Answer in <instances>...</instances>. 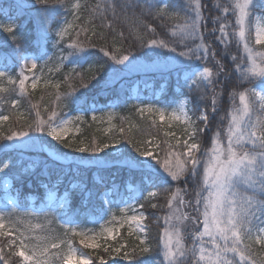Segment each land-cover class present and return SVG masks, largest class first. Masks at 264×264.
I'll return each instance as SVG.
<instances>
[{
    "label": "snow or ice",
    "instance_id": "obj_1",
    "mask_svg": "<svg viewBox=\"0 0 264 264\" xmlns=\"http://www.w3.org/2000/svg\"><path fill=\"white\" fill-rule=\"evenodd\" d=\"M17 7L0 19V264H264V0ZM157 74L177 106L135 96V133L96 115ZM31 178L38 208L8 194Z\"/></svg>",
    "mask_w": 264,
    "mask_h": 264
},
{
    "label": "trees",
    "instance_id": "obj_2",
    "mask_svg": "<svg viewBox=\"0 0 264 264\" xmlns=\"http://www.w3.org/2000/svg\"><path fill=\"white\" fill-rule=\"evenodd\" d=\"M90 2H93V0H90ZM171 3L174 5H179L183 2V0H170ZM214 3L215 0H212ZM15 0H0V19H6L8 15L12 16H19L20 10L18 9V4ZM29 11L26 9L25 14L22 17V22H27L28 23V28H31V20L30 16L27 14ZM214 15V11L211 13ZM172 21H169V25H172ZM7 34H0V43L4 42V38ZM50 47V46H49ZM264 51V49H261ZM135 79V78H134ZM148 84H151L152 86L148 89H145L143 92L140 93L141 96H145L148 93L153 96V93L155 90L159 89V85L164 82L165 78L159 74L154 75L150 78H147ZM174 74L171 75L170 77L167 78V84L169 87H165L164 90L159 94L158 98L156 101L159 102V104L165 105V106H174V103L181 99L182 97L178 94L177 91H174L173 89V84H174ZM134 83V82H133ZM132 83V84H133ZM131 84V85H132ZM130 85V88H131ZM129 88L128 95L131 96V89ZM45 90L43 89V86H38V89L33 95V100L34 102H40V97L43 94ZM49 93L54 91V89H47ZM52 97L51 96H45L44 97V102H48ZM143 98V97H142ZM127 97L125 96L124 93H109L108 95H98L97 96V106L99 108L103 109V112H96L97 116H105L106 113L108 112H114L116 114V119L112 121L114 125L119 126L120 123V118L124 117L127 118L129 123L125 124V127L128 128L130 125L133 128V133L136 132V125L139 124L141 127L144 126V122L140 120V118L135 114V109L133 105L139 103L138 100L135 99H127V103H125V100ZM196 102H200L198 100V97L196 99ZM109 105H113V107H110ZM70 110V109H69ZM91 113L88 114V120L91 121ZM6 126V125H5ZM110 127L107 123L102 124V125H93L91 129H88L87 126L82 128V133L89 138L95 136L97 138H104L105 137V132L104 129ZM153 132L156 130L153 129ZM111 133H109L110 135ZM162 134V133H161ZM146 139L147 137H143ZM55 143V142H53ZM16 154L12 153L11 158L15 159ZM0 159H6V157H0ZM15 172V170H13ZM127 178V173H121L119 174L116 179L117 182L119 183L121 179H126ZM10 194L13 196L17 195V193H22L23 198L33 207H39L40 204L43 202V198L46 196L47 192L46 190L40 186L39 181L36 180L35 178L28 179L25 182H20V183H15L14 186L11 188ZM3 184L2 181H0V204L3 203L2 201V196H3ZM58 195H63V189H61L58 193ZM34 198L35 201L34 203H30V199ZM90 227L92 225H89Z\"/></svg>",
    "mask_w": 264,
    "mask_h": 264
},
{
    "label": "rangeland",
    "instance_id": "obj_3",
    "mask_svg": "<svg viewBox=\"0 0 264 264\" xmlns=\"http://www.w3.org/2000/svg\"><path fill=\"white\" fill-rule=\"evenodd\" d=\"M17 3H19L21 0H15ZM174 79L176 80V77H175V74H174ZM135 80V79H134ZM144 87L140 84L139 85V87L137 88V86H136V84H133V86L131 87V97H135L136 95H137V93H138V90H142ZM173 89L175 90V91H177L176 90V88H175V81H174V84H173ZM159 92V91H158ZM159 95V94H158ZM145 97V99H147V100H150V99H152V96H150V95H145L144 96ZM155 97H157V96H155ZM183 98V97H182ZM181 98V99H182ZM181 99H179L178 101H176L175 103H174V106L173 107H175V106H177L178 104H179V102H180V100ZM156 100V99H155ZM173 130H175V131H177V133L179 134V132H180V128H179V126H174V129Z\"/></svg>",
    "mask_w": 264,
    "mask_h": 264
}]
</instances>
